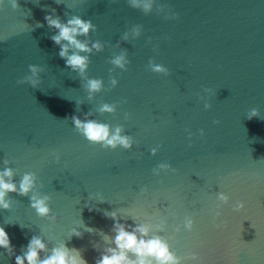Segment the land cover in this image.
Masks as SVG:
<instances>
[{
	"label": "water",
	"instance_id": "water-1",
	"mask_svg": "<svg viewBox=\"0 0 264 264\" xmlns=\"http://www.w3.org/2000/svg\"><path fill=\"white\" fill-rule=\"evenodd\" d=\"M18 2L15 10L9 0L0 4V171L9 161L17 184L24 173H36L57 222L38 217L29 197L10 194L12 209H0V226L16 254L40 235L49 249L65 242L95 264L104 247L115 246L104 240V234L114 235L115 223L105 212L115 210L120 223L133 227L165 221L159 235L183 264H195L187 259L193 253L202 264H264V0H156L179 14L178 20L164 19L155 6L146 16L127 0ZM51 9L65 22V13L90 19L97 26L90 39L106 44L90 57L87 75L102 79L106 89L91 102L83 81L49 39L54 32L45 16ZM136 24L143 25L141 37L121 41L131 61L127 71L109 73V59L121 50L116 42ZM150 59L170 75L148 70ZM29 65L45 69L39 89L16 83L30 74ZM110 75L119 83L107 91ZM204 88L217 94L210 96ZM200 96L210 109H204ZM124 99L128 103L115 114L95 112L101 103ZM253 108L259 117L249 120ZM91 110L93 119L113 128L123 125L124 134L134 138L133 149L105 150L81 136L70 117L83 119ZM161 162L177 171L154 175ZM145 186L148 192L142 194ZM218 192L230 201L214 221ZM237 201L246 202L239 213L232 211ZM186 216L195 222L190 232L183 228ZM222 221L227 226L217 229L214 224ZM84 225L95 231H85ZM74 227L83 237L69 240ZM0 264H15V257L0 249Z\"/></svg>",
	"mask_w": 264,
	"mask_h": 264
},
{
	"label": "clouds",
	"instance_id": "clouds-1",
	"mask_svg": "<svg viewBox=\"0 0 264 264\" xmlns=\"http://www.w3.org/2000/svg\"><path fill=\"white\" fill-rule=\"evenodd\" d=\"M12 9L20 7L18 0H9ZM115 2V0H113ZM128 5L136 10L141 11L144 15H150L153 12L154 6L157 14H164L166 20H178L179 14L173 13L167 5L157 4L156 0H127ZM3 0H0V4ZM67 21L61 19L56 15L55 9H51V14L45 16V21L48 28L54 32L49 39L54 45L59 47L58 55L65 61L66 67L71 69L72 72L78 74L83 81V88L87 93V100L93 101L95 96L102 91H105L104 82L99 78H89L87 71L91 63L90 57L94 53H101L104 51L106 44L99 40L92 41L90 34L97 31V26L92 23L90 19H83L80 15H68ZM37 27H43V24L37 23ZM143 33V25H133L129 30L125 31L115 44V48L121 49L119 54L113 53L108 63L113 65V68L109 69V73L120 69L122 72L127 71L128 65L131 61L128 59V50L121 48L122 42H130L141 37ZM81 37L83 39H81ZM151 43V38H149ZM29 73L16 81L17 85L28 84L33 89H39L41 84L40 74L45 71L44 68L37 65H29ZM148 70L155 74L169 76V69L162 64H157L154 59H150L147 65ZM118 80L110 75L109 84L110 87L107 91L118 86ZM203 91L211 95L217 93L211 88H204ZM204 101V109L208 110L212 107L209 100H206L204 96L199 97ZM128 103L127 99L121 100L117 103H101L95 112L100 114H115L117 108L123 104ZM83 104V101L79 102V106ZM77 105V104H76ZM76 111H80L77 107ZM94 112L91 110L84 114V118L81 119L77 115L70 117L75 130L83 136L90 144L100 145L103 149L115 150L118 147L126 151H130L134 146V138L132 135L125 133L123 125H117L114 128L107 124L102 123L96 119H93ZM125 120L130 119V113L125 112ZM247 119L259 117V110L256 108L251 109L247 113ZM214 124H220L219 120H214ZM187 131V130H186ZM200 137L205 135L204 130H199ZM192 133L189 132V141H191ZM160 146L150 149V154L155 156ZM188 147H192L191 142ZM55 155V162L60 163V157ZM6 167L0 171V209L10 211L12 209L13 201L10 199V194H16L19 196H26L30 199V207L35 210L38 217L46 219L50 224L57 222V216L53 214L50 207L51 197L46 194H42L39 188H43V184L38 185V177L34 172H26L22 175L19 183L15 182L16 171L8 167L9 161L5 160ZM176 168L168 162H161L152 169V172L156 176H160L161 173L167 174L168 172L175 173ZM148 188L145 186L141 189V193H147ZM217 200L220 202L214 212V221L219 218L222 213L219 209L223 205L229 204L230 196L224 192L217 193ZM100 203L105 202L101 199ZM92 211L93 208L90 204L85 205ZM246 207L245 201H237L232 206V211L239 213ZM105 216L115 221L111 232L112 236L104 234V240L109 245L104 247L100 255L95 259V264H183L184 258L177 255L176 252L171 250V245L168 240L165 239L159 233L163 232L166 228V222L161 221L158 224L152 225L150 223H136L133 227L127 223H120L117 211L112 210L105 212ZM194 220L191 216H186L183 228L187 231H192L194 227ZM214 226L217 229L226 227L225 222L215 223ZM252 226V225H251ZM78 228H72L69 233V240L72 237L82 238L83 233L77 230ZM84 229L87 232L95 231L92 228H88L84 225ZM180 227L176 228L179 232ZM243 231V224H242ZM96 247V245H94ZM0 249H4L8 256L15 257V264H88L87 260L81 254V251L76 248H69L65 242H59L54 247L49 249L48 243L40 235H34L26 246V250H23L21 255H17L14 246L11 244L9 234L5 231V228L0 226ZM43 254V256L41 255ZM188 260L195 262V264H202L201 257L193 253L187 257Z\"/></svg>",
	"mask_w": 264,
	"mask_h": 264
}]
</instances>
